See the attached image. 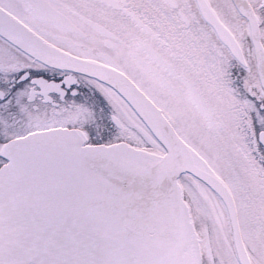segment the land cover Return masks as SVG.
I'll use <instances>...</instances> for the list:
<instances>
[{"label": "snow or ice", "instance_id": "1", "mask_svg": "<svg viewBox=\"0 0 264 264\" xmlns=\"http://www.w3.org/2000/svg\"><path fill=\"white\" fill-rule=\"evenodd\" d=\"M0 264H264V0H0Z\"/></svg>", "mask_w": 264, "mask_h": 264}]
</instances>
